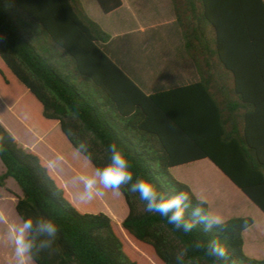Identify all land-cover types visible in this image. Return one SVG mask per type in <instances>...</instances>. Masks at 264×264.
I'll list each match as a JSON object with an SVG mask.
<instances>
[{
	"label": "trees",
	"instance_id": "obj_1",
	"mask_svg": "<svg viewBox=\"0 0 264 264\" xmlns=\"http://www.w3.org/2000/svg\"><path fill=\"white\" fill-rule=\"evenodd\" d=\"M97 1L105 14L123 4ZM172 4L185 53L201 77L196 85L145 95L102 51L99 44L111 37L79 0H0V79L4 87L16 80L40 104L39 128L46 133L59 123L71 146L96 172L111 163L107 147L116 142L134 176L151 180L166 198L188 194L184 219L194 227L184 233L147 212L145 202L128 191L130 186L118 190L128 215L123 222L114 215L113 221L155 263L264 264L244 251L243 234L254 225L251 217L232 218L209 229L193 215L197 207L209 213L208 204L170 174L174 167L209 159L264 214V132L254 128L248 114V106L253 113L264 112V97L252 99L247 85H240L252 69L264 78V0ZM216 61L234 76L231 92L238 101L233 106L217 99L212 73ZM201 102L208 116L199 113L200 106L186 114L189 106ZM0 161L5 168L0 190L9 179L17 183L22 196L15 210L23 223L33 221L28 236L38 246L46 238L38 232L43 221L58 227L54 244L32 259L35 264H139L112 219L79 212L45 159L24 150L1 122ZM214 239L226 247L227 259L207 255Z\"/></svg>",
	"mask_w": 264,
	"mask_h": 264
},
{
	"label": "crops",
	"instance_id": "obj_2",
	"mask_svg": "<svg viewBox=\"0 0 264 264\" xmlns=\"http://www.w3.org/2000/svg\"><path fill=\"white\" fill-rule=\"evenodd\" d=\"M79 1L87 15L111 37L108 43L99 44L102 51L145 95H155L165 91L193 86L201 82V77L195 64L185 53L181 31L176 23L172 0H122V7L109 14L103 12L97 0ZM111 22L113 25H111ZM116 41H119L120 44L118 43L119 45L113 47ZM129 53L132 56L130 60H127L125 57ZM212 73H214L213 82L218 101L226 103L227 107L229 105L233 106L238 101V97L231 92L235 88L234 76L228 73L218 61L215 62V70ZM246 76L245 80L240 79V85L242 87L247 85L246 88L250 91L251 98L264 97V78L258 76L254 69L251 72L248 71ZM257 91L258 93H256ZM197 107L202 116H208L210 113L209 110L204 109L206 107L201 102L198 105H194V107L192 105L189 106L186 114L190 116L194 113L193 111L197 110ZM253 112H255L254 109L248 106V114L254 128L258 127V132H264V115H262L264 112ZM238 115L240 116V114ZM56 127L54 133L43 134V139H50L53 146L55 138L68 141L61 132L59 123H57ZM203 168L215 170L219 178L233 189V193L242 195L246 200L250 201L209 159H202L172 168L170 170L171 176L176 181L187 184L198 199L205 200L208 203L210 214L213 210L210 200L202 197L203 194L196 188L190 177L187 176L192 169ZM1 194L2 189L0 190V264H17L12 236L15 230L22 227L23 222L16 210V217L8 214ZM12 202L15 208L16 202ZM250 203L254 205L251 201ZM10 216L11 219H14V223L10 222ZM124 219L120 221L123 222ZM222 220L226 222L230 219L222 218ZM247 231L244 232L243 237ZM28 264L35 263L31 259Z\"/></svg>",
	"mask_w": 264,
	"mask_h": 264
},
{
	"label": "rangeland",
	"instance_id": "obj_3",
	"mask_svg": "<svg viewBox=\"0 0 264 264\" xmlns=\"http://www.w3.org/2000/svg\"><path fill=\"white\" fill-rule=\"evenodd\" d=\"M111 25H113L112 22ZM118 43L119 41H116L113 47L120 44ZM131 56V53H129L125 59L130 60ZM25 93L28 92H23L22 86L16 80L10 83L8 87H4L0 79L1 124L24 150L33 151L45 159L62 181L73 205L79 212L104 213L112 221L114 215L123 220L128 213L124 197L119 191L104 189L99 183L98 177H96L97 188L103 192V195L94 198L90 202H82L79 199V195L84 192V184L80 177L92 178L95 176L96 170L68 141L55 138L53 146L50 139H43V134L56 131L57 123L53 124L46 133L43 132L39 128V119L41 118L38 112L41 111L40 104L32 96H26ZM4 171L5 168L0 161V173ZM216 173L212 169H192L187 176L203 194L202 197L210 200L213 207L211 215L220 216L226 218V220L239 217H251L254 220V226L244 235L245 254L250 258L264 260V215L244 196L233 193V189L225 181H222ZM182 184L188 186L185 183ZM1 195L8 214L16 217L17 214L12 201L17 202V197L22 195L17 183L13 179H9L6 188L2 189ZM201 201L207 203L205 200ZM10 222L14 223L11 216ZM113 226L128 253L136 258L139 264H157L147 253L140 250L144 246H136L129 239L122 225L113 221ZM9 227L11 228V226ZM146 249L149 250V248Z\"/></svg>",
	"mask_w": 264,
	"mask_h": 264
},
{
	"label": "clouds",
	"instance_id": "obj_4",
	"mask_svg": "<svg viewBox=\"0 0 264 264\" xmlns=\"http://www.w3.org/2000/svg\"><path fill=\"white\" fill-rule=\"evenodd\" d=\"M107 148L111 163L102 169H98L92 178L80 177L84 184V192L79 195L82 202H90L103 195V192L97 188L96 177H98L99 183L104 189L118 191L122 186H130L128 191L138 195L139 199L145 202L147 212L159 214L166 218L167 222L173 225L175 229L182 230L184 233L192 231L194 224L184 219L185 201L189 198L187 193L181 192L171 198H166L151 180L134 176L130 171L127 154L119 144L113 142ZM193 215L206 223L209 229L223 223L220 216L205 213L200 207L194 210ZM31 230H33V221L27 219L22 227L13 233L12 240L15 245L17 264H28L29 260L34 259L39 252L51 248L58 235V227L55 223L43 221L38 227V232L40 236L46 238L40 241L37 246L36 240L26 235ZM206 253L217 261L227 259L228 255L226 247L218 239L208 243ZM232 264H236V261H232Z\"/></svg>",
	"mask_w": 264,
	"mask_h": 264
}]
</instances>
